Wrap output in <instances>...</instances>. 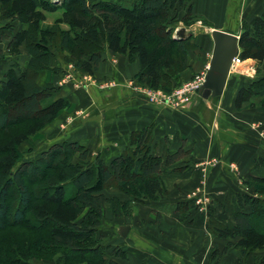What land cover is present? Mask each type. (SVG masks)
<instances>
[{
	"label": "trees",
	"instance_id": "1",
	"mask_svg": "<svg viewBox=\"0 0 264 264\" xmlns=\"http://www.w3.org/2000/svg\"><path fill=\"white\" fill-rule=\"evenodd\" d=\"M185 3L188 0H0V32L13 26L11 22L4 26V20L22 25L9 41L10 51L18 54L25 45L30 55L27 65L14 66L0 83V130L6 133L0 143V233L30 220L34 222L30 229L45 233L42 249L61 254L56 264H121L107 260L100 237L108 207L116 218H132L140 204L163 197V174L187 151L181 147L165 158L152 153L148 128L135 132L131 147L109 163L99 155L90 158V149L78 141L53 143L30 159H22L21 146L70 106L66 97H57L56 87H42L38 81L40 73L51 69L53 50L69 52L77 69L92 75L107 50L128 55L139 62L137 81L143 86L170 92L182 84L196 43L191 36L174 37L170 12ZM59 9H63L61 18L44 26L46 12ZM187 13L194 18L189 5ZM239 35V57L264 63V13L252 27L245 24ZM234 103L238 110L247 104L264 111V74L242 85ZM13 109L21 116L11 119ZM21 122L23 127L11 129ZM261 166L264 158L257 159L254 170ZM254 170L244 183L264 196V175ZM223 205L227 217L218 218L212 212L207 218L201 215L206 229L230 240L223 252L235 246L243 260L260 250L259 264H264V197L231 191ZM191 208L192 201L176 207L181 213ZM153 212L158 218L161 215L155 208ZM25 248L17 249V257L11 260L38 264ZM112 251L116 257L122 255L119 246Z\"/></svg>",
	"mask_w": 264,
	"mask_h": 264
},
{
	"label": "crops",
	"instance_id": "2",
	"mask_svg": "<svg viewBox=\"0 0 264 264\" xmlns=\"http://www.w3.org/2000/svg\"><path fill=\"white\" fill-rule=\"evenodd\" d=\"M188 4L194 17L192 25L200 23L204 29L235 34H240L245 24L252 27L264 13V0H188ZM10 22L13 26L3 27L0 32V83L10 69L27 65L30 59L25 45L18 54L10 51L11 37L22 28L12 20H4L3 25ZM212 49L213 43L208 42L201 56L192 51L182 77L188 79L205 71ZM247 63L253 66L251 72L245 75L231 71L220 97L206 99L197 93L173 107L148 101L137 81L140 65L136 58L107 50L104 62L92 75L72 65L66 51L53 50L51 69L40 73L38 81L42 87H56L57 97H66L70 106L36 134L39 154L53 143L78 141L90 149V158L99 155L109 163L131 147L135 132L146 128L151 135L148 144L152 153L165 158L181 147L187 151L163 174V197L140 204L132 218H116L108 207L100 229L107 260L116 259L121 264H259L263 254L260 250L243 260L235 246L223 252L230 240L209 232L199 209L191 208L185 213L176 209L186 201L197 205L202 190L216 194V201L237 186L244 189L243 183L256 160L264 158V145L248 129L252 120L249 114L255 115L251 111L255 109L244 105L241 111L234 103L242 85L264 74V68L256 71L258 61L248 59ZM80 81L86 84L80 86ZM261 171L259 168L253 172L263 175ZM237 178H241L240 185ZM112 193L124 198L117 190ZM154 208L160 211L159 218ZM122 226L130 227L125 237L120 234ZM118 246L122 255L116 257L112 250ZM216 249L219 252L214 255Z\"/></svg>",
	"mask_w": 264,
	"mask_h": 264
},
{
	"label": "rangeland",
	"instance_id": "3",
	"mask_svg": "<svg viewBox=\"0 0 264 264\" xmlns=\"http://www.w3.org/2000/svg\"><path fill=\"white\" fill-rule=\"evenodd\" d=\"M55 1V0H54ZM62 1V0H60ZM60 1L58 3H60ZM188 3H185L181 8L177 7V10L171 11L170 16L173 17V33L174 37L177 35V31L181 29H185V36L186 37H192V41H195V47L193 48V53L195 56H197V53L199 56L200 52L203 49V46H206V44L209 42L213 43V38L211 35V30L210 29H204L200 27V23H196L195 25H192L193 19L190 17V15L187 13V7ZM63 13V9L56 10L54 12H46V20L43 22V25L46 27L52 26L54 22L58 21L61 18V15ZM65 52V51H63ZM67 52V51H66ZM67 54L70 56L69 52ZM192 54V52H191ZM70 60L72 62V65L76 66L75 61L70 57ZM248 60H243L241 63H237L236 67L232 70L233 72H238L241 74L247 75L248 72H251V69L253 66L247 63ZM264 68V63L260 64L258 63V66L256 67V71H262ZM254 74V71L252 72ZM88 76V74H87ZM195 76V75H194ZM193 76V77H194ZM256 76V75H255ZM89 77V76H88ZM184 75V82H187L191 80L193 77L188 79H185ZM83 85L86 84V82L83 81ZM96 83V82H93ZM183 84V83H182ZM182 84L178 85L177 87L181 86ZM141 85V84H140ZM177 87L173 88L170 92L171 93L173 90H175ZM142 88H145L142 85ZM162 90V89H161ZM164 91V90H162ZM166 92V91H165ZM262 103L261 98H258L256 101L257 105H260ZM250 108V109H255L251 110L252 112H255V115L250 113L252 120L250 121V124L248 125V129H250V133L258 138L260 140L261 145H264V111L260 110L258 108L249 106L246 104L245 108ZM241 110V109H239ZM243 110V109H242ZM241 110V111H242ZM21 114L18 112V110H11L10 111V118L11 119H16L20 117ZM25 124H22V122L16 126H12L11 129H18L20 127H23ZM252 131V132H251ZM6 133L4 130H0V143L5 139ZM38 136H33L31 141L29 143H25L21 146L22 150V159H30V158H36L39 155L38 149L37 148V143H39V139L36 138ZM37 139V140H36ZM263 147V146H262ZM33 148V149H31ZM264 150V149H263ZM261 159V157H260ZM257 161V160H256ZM254 170V167H253ZM261 173L264 175V166H261L260 168ZM28 179V178H27ZM236 180V178H235ZM237 183L241 182V178H237ZM242 183V182H241ZM245 188H241V186H237L232 192L237 191V190H243V191H248L251 192L253 196H261L264 197L263 195L259 194L255 187H248L245 183H243ZM39 186V184H33V186ZM198 202L197 205H194V208L199 209V212L201 215H204L206 218L209 214V212H212L215 214L216 217L218 218H223L227 217V214L225 213V207L223 205L224 198L222 199H217L214 201L216 194H213V192L208 191V190H202L201 192L198 193ZM226 195V194H225ZM10 197L8 198V202H10ZM260 220H263L262 218H259ZM28 222L26 223L27 225L25 226H10L6 231L0 233V264H18V260H11L15 257H17V249L19 251V248H25L26 251L30 250L29 257L34 258L37 260H34L35 263L38 264H56V259L61 257L60 253H57L54 256V253H48L42 249V244H43V238L45 237V233L42 231H38L36 229H30L29 225L34 224L33 221L27 220ZM258 220L255 222V225L258 226ZM47 241V240H46ZM47 243V242H46ZM28 246H30V249H28ZM32 250V251H31ZM73 264H85L80 261H75L72 262ZM71 264V263H70Z\"/></svg>",
	"mask_w": 264,
	"mask_h": 264
},
{
	"label": "water",
	"instance_id": "4",
	"mask_svg": "<svg viewBox=\"0 0 264 264\" xmlns=\"http://www.w3.org/2000/svg\"><path fill=\"white\" fill-rule=\"evenodd\" d=\"M60 0H55L59 2ZM213 38V49L209 67L205 76V81L199 92L202 97L218 98L226 88L234 58L240 52V35L231 31L213 29L211 31ZM185 29L177 31L175 38H185ZM129 226H122L120 234L126 236Z\"/></svg>",
	"mask_w": 264,
	"mask_h": 264
},
{
	"label": "built area",
	"instance_id": "5",
	"mask_svg": "<svg viewBox=\"0 0 264 264\" xmlns=\"http://www.w3.org/2000/svg\"><path fill=\"white\" fill-rule=\"evenodd\" d=\"M243 60L239 57V54L234 58L232 64V70L236 67L237 63H241ZM209 67V66H208ZM208 68L205 71L196 73L195 76L173 90L171 93L162 91L161 89H153L148 86L142 88L148 101L156 104H166L173 107L180 106L182 103L189 101L193 95L200 93L199 89L202 87ZM71 77V76H70ZM83 81H80L79 85L83 86Z\"/></svg>",
	"mask_w": 264,
	"mask_h": 264
}]
</instances>
